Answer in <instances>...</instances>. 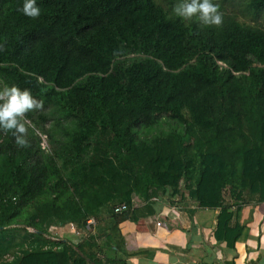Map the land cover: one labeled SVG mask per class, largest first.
I'll return each instance as SVG.
<instances>
[{"label":"trees","instance_id":"16d2710c","mask_svg":"<svg viewBox=\"0 0 264 264\" xmlns=\"http://www.w3.org/2000/svg\"><path fill=\"white\" fill-rule=\"evenodd\" d=\"M237 1L204 26L156 0H37V18L0 0V89L43 100L28 146L0 131V264H127L121 223L170 191L235 246L264 203V0ZM90 219L79 244L49 239Z\"/></svg>","mask_w":264,"mask_h":264},{"label":"crops","instance_id":"0c3cea01","mask_svg":"<svg viewBox=\"0 0 264 264\" xmlns=\"http://www.w3.org/2000/svg\"><path fill=\"white\" fill-rule=\"evenodd\" d=\"M164 200L154 201V215L143 206L140 221L121 223L127 264H264V203L249 200L243 207L244 229L231 247L215 235L218 211L196 209L185 200L165 205Z\"/></svg>","mask_w":264,"mask_h":264},{"label":"clouds","instance_id":"9594fccd","mask_svg":"<svg viewBox=\"0 0 264 264\" xmlns=\"http://www.w3.org/2000/svg\"><path fill=\"white\" fill-rule=\"evenodd\" d=\"M19 10L30 18H37L41 14L37 0H23ZM173 11L183 19L195 18L204 26H219L222 23V15L214 0H178ZM42 106L43 100L34 96L31 89L15 84L5 86L0 89V131H11L17 145L28 146L26 133L30 125L26 114Z\"/></svg>","mask_w":264,"mask_h":264},{"label":"rangeland","instance_id":"374dc122","mask_svg":"<svg viewBox=\"0 0 264 264\" xmlns=\"http://www.w3.org/2000/svg\"><path fill=\"white\" fill-rule=\"evenodd\" d=\"M156 2L159 6L164 8V10H166L168 13H169V10H171L174 13L173 8L176 5L175 3L178 2V0H156ZM219 6L222 7L221 12L232 13L233 10L238 9L241 5L239 4V2L237 0H235L234 3H226L224 5H219ZM185 20L189 21L190 23L197 22V20L195 18L185 19ZM258 20H259V22L264 23V15H262V17H260ZM244 21L247 23H250L251 19L250 18H244ZM43 139H44L43 146L47 147L46 138L44 137ZM182 191H184V188H182ZM171 196H172V193L170 191L169 193H167V196L164 197V199H165L164 203H166L165 205H170L172 203H177V204L182 203L179 196H177L175 198H173ZM136 204H137L136 207H138V208L143 207V205L140 204V202H138V201H136ZM139 210H144V208H140ZM99 226H105V225L103 223H99L97 221H94V223L91 225L90 229L86 228L87 229L86 232L84 230L78 228L77 226H74L76 231L79 232V234H77V232L72 231V225H69L63 229L53 227L49 230V239L52 241H60L63 239H67V240H71L74 244H79L82 237L88 236L90 233H95L97 227H99ZM30 230H33V229H30ZM33 232H35V230H33Z\"/></svg>","mask_w":264,"mask_h":264},{"label":"built area","instance_id":"2783aa9c","mask_svg":"<svg viewBox=\"0 0 264 264\" xmlns=\"http://www.w3.org/2000/svg\"><path fill=\"white\" fill-rule=\"evenodd\" d=\"M128 211H129V207H128V205H127L126 203L119 204V205H117V206L114 208V212H115V214H117V215L124 214V213H126V212H128ZM94 221H95L94 219H90V220L88 221V223H87L86 228H87V229H90V228H91V225L94 223ZM138 221H140V219H139ZM158 226H161V223H158ZM72 231H73V232H77L76 229H75V227H74V225H72ZM30 232H33V230H30ZM77 234H79V232H77Z\"/></svg>","mask_w":264,"mask_h":264},{"label":"water","instance_id":"95a60500","mask_svg":"<svg viewBox=\"0 0 264 264\" xmlns=\"http://www.w3.org/2000/svg\"><path fill=\"white\" fill-rule=\"evenodd\" d=\"M220 213V211H218V214Z\"/></svg>","mask_w":264,"mask_h":264}]
</instances>
